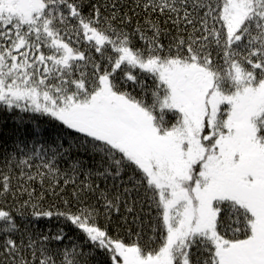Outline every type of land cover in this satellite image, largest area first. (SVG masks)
<instances>
[{
    "label": "snow or ice",
    "instance_id": "obj_1",
    "mask_svg": "<svg viewBox=\"0 0 264 264\" xmlns=\"http://www.w3.org/2000/svg\"><path fill=\"white\" fill-rule=\"evenodd\" d=\"M0 264H264V0H0Z\"/></svg>",
    "mask_w": 264,
    "mask_h": 264
}]
</instances>
